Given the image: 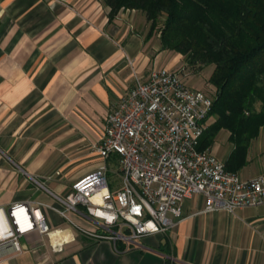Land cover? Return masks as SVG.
I'll return each instance as SVG.
<instances>
[{
	"label": "crops",
	"instance_id": "crops-1",
	"mask_svg": "<svg viewBox=\"0 0 264 264\" xmlns=\"http://www.w3.org/2000/svg\"><path fill=\"white\" fill-rule=\"evenodd\" d=\"M110 11L105 0H0V208L42 204L50 227L20 238L23 252L0 264H264V204L201 212L204 198L192 195L172 229L125 251L122 242L89 237L48 208L57 206L54 195L100 165L91 146L134 77L176 61L167 54L164 63L169 50L146 38L141 11ZM220 132L209 149L225 164L233 145L226 131L220 150ZM247 161L235 171L241 177L264 172L243 174ZM108 164H115L109 182L117 188L116 156ZM66 215L80 227H97L81 207Z\"/></svg>",
	"mask_w": 264,
	"mask_h": 264
},
{
	"label": "built area",
	"instance_id": "built-area-1",
	"mask_svg": "<svg viewBox=\"0 0 264 264\" xmlns=\"http://www.w3.org/2000/svg\"><path fill=\"white\" fill-rule=\"evenodd\" d=\"M187 76L184 66L154 68L135 76L107 113L99 142L91 146L100 165L74 180L66 193L54 195L57 206L48 208L89 237L114 246L122 242L125 251L148 235L172 229L183 218V200L192 195L204 198L201 212L234 213L264 204V172L243 178L226 169L209 148L199 147L212 98L188 86ZM114 156L117 188H111L107 179V161ZM41 207L28 201L0 208V262L23 252V236L50 232ZM79 207L95 229L80 227L67 217L66 212Z\"/></svg>",
	"mask_w": 264,
	"mask_h": 264
},
{
	"label": "trees",
	"instance_id": "trees-1",
	"mask_svg": "<svg viewBox=\"0 0 264 264\" xmlns=\"http://www.w3.org/2000/svg\"><path fill=\"white\" fill-rule=\"evenodd\" d=\"M110 15L141 11L158 31L161 50L183 57L195 71L212 67L214 87L208 122L199 147L209 148L221 130L233 148L226 169L245 166L247 151L264 126V0H105ZM188 69V68H187Z\"/></svg>",
	"mask_w": 264,
	"mask_h": 264
},
{
	"label": "rangeland",
	"instance_id": "rangeland-1",
	"mask_svg": "<svg viewBox=\"0 0 264 264\" xmlns=\"http://www.w3.org/2000/svg\"><path fill=\"white\" fill-rule=\"evenodd\" d=\"M149 27V24L147 23V29ZM146 30V28H145ZM152 39L153 41L156 43L158 40V31L155 29L153 34H152ZM169 53H165L163 56L164 57V63L167 61V54L170 58H174L176 61L174 62V64L172 65L171 68L177 69L181 66H183L184 62H183V57L178 53L174 52V51H168ZM160 60V59H159ZM186 68H188V76L189 78L187 79L188 82H192V81H198L199 86H203L201 88V91H203L205 94L209 95L210 97L214 96V87L209 84L208 82H206L208 76L210 75L211 71H212V67H205L203 68V70L200 71H195L194 67L191 66H187ZM186 82V81H185ZM187 82V83H188ZM205 83V84H204ZM204 84V85H203ZM214 116H212L209 119V123H212L214 120ZM221 134L218 135V148L221 150L223 145L221 146L220 143H224L225 142V135L227 134V132L225 130H222L220 132ZM229 133V132H228ZM230 142V141H229ZM231 143V142H230ZM213 153L214 150L212 151ZM249 153V154H248ZM216 154V153H215ZM218 157H221L220 153L218 154ZM247 157H249L250 159V168L246 167L245 169H243L242 173L246 174V173H257L261 170L264 169V126L260 128L259 134L255 139H252L250 142V145L248 147V151H247ZM109 165V171L107 174V179L108 181H110L113 177V173L116 172V167L115 164H108ZM248 171V172H247ZM255 175V174H254Z\"/></svg>",
	"mask_w": 264,
	"mask_h": 264
}]
</instances>
